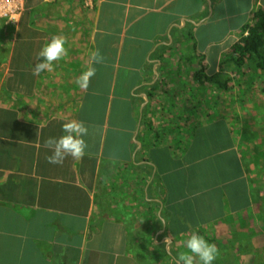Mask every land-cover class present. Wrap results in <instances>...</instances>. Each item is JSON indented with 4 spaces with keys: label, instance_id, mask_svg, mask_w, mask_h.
<instances>
[{
    "label": "crops",
    "instance_id": "1",
    "mask_svg": "<svg viewBox=\"0 0 264 264\" xmlns=\"http://www.w3.org/2000/svg\"><path fill=\"white\" fill-rule=\"evenodd\" d=\"M40 4L29 27L30 69L8 64L0 80V264H177L192 231L240 252V262L241 241L264 227V170L249 144L199 152L198 127L210 121L200 89L217 85L199 84L195 73L205 67L227 78L233 66L223 58L246 26L261 22L264 0ZM54 36L65 38L67 56L34 74ZM93 51L101 63L90 60ZM253 64L259 82L264 71ZM89 66L96 72L82 89L76 81ZM258 96L236 121L264 136L262 120L251 119L264 120ZM70 120L89 129L85 154L51 164L45 141Z\"/></svg>",
    "mask_w": 264,
    "mask_h": 264
},
{
    "label": "rangeland",
    "instance_id": "2",
    "mask_svg": "<svg viewBox=\"0 0 264 264\" xmlns=\"http://www.w3.org/2000/svg\"><path fill=\"white\" fill-rule=\"evenodd\" d=\"M29 6L32 7L33 5ZM37 17L38 16L33 15L32 20H36ZM0 27L4 31L3 35L5 37L3 40H0L1 80L4 77L3 70L7 67L8 64H10L11 54L17 36V26L6 24V21H2V18L0 17ZM35 46L36 44L32 46V48ZM229 67L232 68L226 74L227 78H224L222 79V81H220L221 84L227 85V90L221 89L217 86H214L213 88L202 87V89H200L203 90L205 94H202L204 95L203 98L201 96L204 101L201 100L198 102V106L199 108H201L199 110L204 112L206 108L209 109L210 121H201V124L199 125L197 131V139L204 140V144L208 147L209 152L214 155L220 154L221 151H227L231 145L235 146L236 149L241 148L242 150V148L246 144H249V150L253 151L257 156L254 159L255 168H261L262 170H264V153H259V151L264 147V145H261V140H264V136L255 134L253 128L241 131L239 128L240 126L236 121L237 117H240L241 119V113L245 111V108H254V106H257V103L255 102L257 101L258 97H260L258 95L264 93L262 88V85H264V79H262V77H259V82H256V80H254L256 79L254 73L255 68L254 64L251 62H248L246 66H243L241 68H238L230 62ZM256 84H258L257 86H255L257 88L254 87V85ZM211 97L214 98L213 103L207 105L205 101L206 99H209L210 101ZM241 98H243V101H241ZM258 118L259 117H255L254 115H252L251 117L253 123L260 124V120H262V127L264 130V120ZM247 122L249 123L250 119H248ZM255 137H258L257 141L255 140ZM260 156L263 157L262 165L258 162V158H260ZM233 174L234 172L230 170L227 175ZM260 178L261 177L259 176L258 180H260ZM260 187L263 190V195L261 196L263 198L260 202H257L258 208L264 205V182ZM251 228L252 230L254 228V232L256 230L259 231V234H255L256 237L254 238L250 237L249 240H245L244 244L241 241V245L243 247H241L240 262H238V259L240 257L238 255L240 254V252H237V255L232 253L230 251L231 249H229L228 247H220L219 245L216 248L218 249V255H220V257L215 260L214 264H264V230H262V228L264 229V227ZM242 237L243 236L241 234V238ZM181 241L182 247L185 248L184 240L182 239ZM255 244L258 246L256 247ZM225 251L228 253V255L227 258L224 259V256L222 255L223 253H225ZM229 261H231V263H228Z\"/></svg>",
    "mask_w": 264,
    "mask_h": 264
},
{
    "label": "clouds",
    "instance_id": "3",
    "mask_svg": "<svg viewBox=\"0 0 264 264\" xmlns=\"http://www.w3.org/2000/svg\"><path fill=\"white\" fill-rule=\"evenodd\" d=\"M68 54L66 40L63 36H54L45 44L38 53V63L34 66V74L51 71L54 62L60 61ZM93 63H101L102 57L98 51L90 53ZM96 69L89 66L77 78V85L87 89L90 79L95 75ZM64 133L59 138H50L45 141V146L51 151L48 161L51 164L63 163L66 156L79 159L85 154L87 144L84 137L89 134V129L83 122L70 120L61 125ZM161 223H163L161 221ZM170 241L165 240V249L169 250ZM186 251L178 256L177 264H214L218 256V249L204 236L192 231L191 235L184 241Z\"/></svg>",
    "mask_w": 264,
    "mask_h": 264
},
{
    "label": "trees",
    "instance_id": "4",
    "mask_svg": "<svg viewBox=\"0 0 264 264\" xmlns=\"http://www.w3.org/2000/svg\"><path fill=\"white\" fill-rule=\"evenodd\" d=\"M36 4L40 6V0H27L26 10L22 15L21 23L17 31L16 43L14 44L11 54V69H30L31 57L29 51H31L32 46H34L35 43L30 41L31 31L29 27H31V25H34L32 16L37 15L36 8L38 6H36ZM29 5L33 6L30 7ZM256 16L257 18L261 19V22L259 24L251 26L248 25L245 27L247 35L242 36L231 46L230 54L227 55V57H224L226 58V60L223 58L224 63L227 62V64H229L231 62L238 68H241L243 66H246L248 61L254 63V61L259 60V64L257 67L264 71V12L259 11ZM3 32V29L0 27V40H3L5 38ZM205 71L206 68L202 67L198 72L195 73V78L197 79L199 84H215L221 89H228L226 84H221L218 81L219 74L208 76ZM198 148L200 153H209L208 147L205 146L204 143H202V146H199ZM181 231L182 233H185L184 230L181 229ZM166 255L167 258H170L168 253Z\"/></svg>",
    "mask_w": 264,
    "mask_h": 264
},
{
    "label": "built area",
    "instance_id": "5",
    "mask_svg": "<svg viewBox=\"0 0 264 264\" xmlns=\"http://www.w3.org/2000/svg\"><path fill=\"white\" fill-rule=\"evenodd\" d=\"M27 0H0V17L8 25H17L26 8Z\"/></svg>",
    "mask_w": 264,
    "mask_h": 264
}]
</instances>
